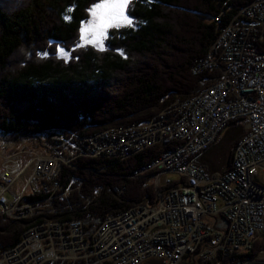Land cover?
<instances>
[{"label": "built area", "instance_id": "1", "mask_svg": "<svg viewBox=\"0 0 264 264\" xmlns=\"http://www.w3.org/2000/svg\"><path fill=\"white\" fill-rule=\"evenodd\" d=\"M206 70L220 78L148 122L90 134L56 132L41 152L12 150L9 140L0 139V214L21 224L45 218V227L23 232L16 246L0 250V264L262 260L263 252H252L264 239V0H252L222 28L212 54L193 68L194 74ZM234 122L246 134L240 162L234 170H210L198 156ZM154 147L162 150L154 162L126 176L151 190L143 199L104 217H66L93 203L101 188L72 202L79 187H65V168L79 170L82 157L124 161ZM24 175L27 184L14 194ZM115 190L123 194L127 188Z\"/></svg>", "mask_w": 264, "mask_h": 264}, {"label": "trees", "instance_id": "2", "mask_svg": "<svg viewBox=\"0 0 264 264\" xmlns=\"http://www.w3.org/2000/svg\"><path fill=\"white\" fill-rule=\"evenodd\" d=\"M18 1L7 0L6 6L0 0V139L40 140L45 134L50 142L52 134L65 130L90 134L148 122L176 99L211 85L219 72L194 74V65L252 0H132L128 13L134 26L112 30L104 49L86 45L77 51L81 25L99 0ZM57 45L74 49L73 57H61ZM243 134L231 140L224 170ZM212 149L198 156L210 170L202 156ZM161 151L154 147L124 161L82 157L79 170L65 168V187H79L72 202L101 188L93 203L66 217H104L139 202L151 190L126 176ZM114 186L127 191L120 196ZM32 221L21 224L0 215V250L16 246ZM263 245L264 240L257 243L252 255Z\"/></svg>", "mask_w": 264, "mask_h": 264}, {"label": "rangeland", "instance_id": "3", "mask_svg": "<svg viewBox=\"0 0 264 264\" xmlns=\"http://www.w3.org/2000/svg\"><path fill=\"white\" fill-rule=\"evenodd\" d=\"M3 2L1 3H4V5L7 6V4L5 2H7V0H1ZM10 1V0H9ZM16 1L18 2V4H20L21 2H19L18 0H13L14 3H16ZM131 1L129 2L127 8H126V14L130 17L129 13H128V8L131 4ZM237 15V14H236ZM91 18V17H90ZM89 18V19H90ZM132 18V17H131ZM133 19V18H132ZM133 23H134V19H133ZM121 27H125V26H121ZM120 28V27H119ZM114 29H118V28H111L108 30V32L106 33V36L105 38L103 39V41L101 42L102 44V47L101 46H97V45H94L93 43L91 42H88V41H83L82 40V43H79L78 47L76 48V51L77 50H80L82 49V47L86 46V45H93L97 48H100V49H104L106 47V42H107V39L110 37V32ZM216 42V41H215ZM58 49H63L64 50V53H66L67 55H63L61 53H59ZM58 51V52H57ZM73 52H74V49L73 51H68L65 49V47H62V46H59L57 45V49H56V53H59L61 57H64V58H72L73 56ZM202 90V89H201ZM200 90V91H201ZM169 105V104H168ZM239 125V124H238ZM240 130H243L244 129L242 128V126H237V125H234L233 123L230 124L224 131L223 133L221 134V136L219 137L218 141L213 144V149L212 151L210 150L208 153H205L202 158L204 159V161H207L208 164H212V168L214 170H224L225 169V164L228 163V156L230 155V149H231V140L240 132ZM244 135V134H243ZM16 141V142H15ZM9 146L11 147L12 150H15V149H23V148H35L37 149L38 151H46V150H43L45 146H47V144L49 143V141H47V135L45 134H41L40 135V140H38V137H34V138H26V139H19V140H14V141H9ZM237 144V143H236ZM13 145V146H12ZM235 148V147H234ZM233 148V150H234ZM232 150V151H233ZM232 155H233V152H232ZM0 162H1V158H0ZM232 162V158H231V161H230V164ZM223 164V165H221ZM169 176L173 179L177 178L178 175L176 174H169ZM27 178L28 176L27 175H24L22 177H20L16 183L13 185L12 187V190H13V193L14 194H19L22 192L23 188L25 187V185L27 184ZM118 186H114V190L117 188ZM119 189H121V187H118ZM115 192L122 196L124 195L125 193H120V192H117L115 190ZM10 197H12L11 194H9ZM2 215V214H0ZM29 227L27 229L24 228V232H29V231H34V228L35 227H38L39 226V229L40 227H45V218H38V219H34V221L30 222L29 224ZM48 227H55V220H48ZM22 228V227H20ZM264 240V239H263ZM261 240V241H263ZM259 241V242H261ZM258 242V243H259ZM261 248V249H260ZM259 250L257 251L256 253V256H259L261 255V253L263 252L262 254V257L258 258V259H264V245L262 247H260Z\"/></svg>", "mask_w": 264, "mask_h": 264}, {"label": "snow or ice", "instance_id": "4", "mask_svg": "<svg viewBox=\"0 0 264 264\" xmlns=\"http://www.w3.org/2000/svg\"><path fill=\"white\" fill-rule=\"evenodd\" d=\"M129 2L130 0H99L91 6L88 9L91 18L81 25V40L102 47L101 42L109 29L134 26L133 19L126 14ZM67 11L71 12L72 9L69 8ZM65 19L68 20L70 17L65 16ZM58 51L67 55L63 49H58Z\"/></svg>", "mask_w": 264, "mask_h": 264}, {"label": "bare ground", "instance_id": "5", "mask_svg": "<svg viewBox=\"0 0 264 264\" xmlns=\"http://www.w3.org/2000/svg\"><path fill=\"white\" fill-rule=\"evenodd\" d=\"M212 49H213V45L210 48V51H209L208 54H212ZM178 99H180V100H188V98H185V99L178 98ZM175 101H177V99ZM162 111H164V109ZM244 141H246V134H244L241 137V139L237 142V144L235 145V148H234V151H233L232 162L230 164L229 169H227V170H234V167H237L238 162H240V159H241V147H244ZM149 162H154V158L152 160H150ZM139 168H144V165H142ZM36 229H39V226L34 228V230H36Z\"/></svg>", "mask_w": 264, "mask_h": 264}, {"label": "water", "instance_id": "6", "mask_svg": "<svg viewBox=\"0 0 264 264\" xmlns=\"http://www.w3.org/2000/svg\"><path fill=\"white\" fill-rule=\"evenodd\" d=\"M246 264H264V259L263 260H254V261L246 263Z\"/></svg>", "mask_w": 264, "mask_h": 264}]
</instances>
